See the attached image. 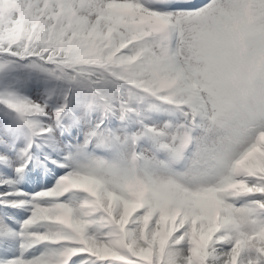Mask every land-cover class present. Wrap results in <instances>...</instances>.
<instances>
[{
    "label": "snow or ice",
    "instance_id": "obj_1",
    "mask_svg": "<svg viewBox=\"0 0 264 264\" xmlns=\"http://www.w3.org/2000/svg\"><path fill=\"white\" fill-rule=\"evenodd\" d=\"M0 264H264V0H0Z\"/></svg>",
    "mask_w": 264,
    "mask_h": 264
}]
</instances>
